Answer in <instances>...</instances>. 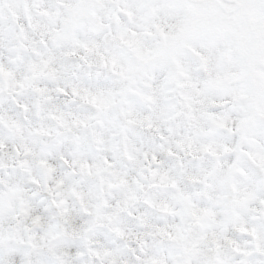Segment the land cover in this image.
Here are the masks:
<instances>
[{"label": "snow or ice", "instance_id": "6c2138e0", "mask_svg": "<svg viewBox=\"0 0 264 264\" xmlns=\"http://www.w3.org/2000/svg\"><path fill=\"white\" fill-rule=\"evenodd\" d=\"M0 264H264V0H0Z\"/></svg>", "mask_w": 264, "mask_h": 264}]
</instances>
